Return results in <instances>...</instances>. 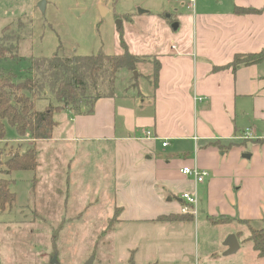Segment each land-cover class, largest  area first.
<instances>
[{
    "label": "crops",
    "instance_id": "1",
    "mask_svg": "<svg viewBox=\"0 0 264 264\" xmlns=\"http://www.w3.org/2000/svg\"><path fill=\"white\" fill-rule=\"evenodd\" d=\"M171 3L189 14L171 4L163 10L178 26L167 40L147 43L159 64L156 79L154 70L130 72L127 84L97 99L91 114L55 112L52 136L38 144L63 146L66 181L81 166L86 175L99 174L103 208L117 212L107 241L113 251L118 244L127 264H259L264 258L247 238L264 219V61L214 67L264 47V0ZM236 6L260 11L239 14ZM139 76L146 79L142 87ZM185 166L208 174L197 183L181 173ZM187 191L196 195L194 209L181 198ZM232 234L238 248L228 253Z\"/></svg>",
    "mask_w": 264,
    "mask_h": 264
},
{
    "label": "rangeland",
    "instance_id": "2",
    "mask_svg": "<svg viewBox=\"0 0 264 264\" xmlns=\"http://www.w3.org/2000/svg\"><path fill=\"white\" fill-rule=\"evenodd\" d=\"M39 1L0 0V28L19 17L31 19V34L20 39L22 58L4 62L19 76L24 75L31 55L116 54L123 50L120 38L129 52L141 51L138 56L144 63L137 65V75L148 74L154 70L155 55L147 43L155 37L165 36L167 40L174 22L172 17L162 14L169 4L174 5L171 0H43L42 10L38 8ZM172 9L189 14L178 5ZM128 73L127 69L118 72L116 89L127 84ZM131 75L134 77V71ZM137 79L139 87L146 83L144 76ZM137 88L130 86L127 90ZM46 102L38 101L36 107L42 109ZM38 141L31 144L10 125H6L5 137L0 141L1 161L32 146L37 152L33 171L0 173V177L12 180L10 189L15 194L11 206L5 204L0 208V264H50L52 258L59 264H85L91 257L92 264H127L118 244L113 251L111 240L107 241L117 212L111 214L103 208L108 203L99 197V174L96 181L95 176L84 174L85 168L80 165L81 174L66 181V169L61 163L63 146L56 143L53 148ZM86 165L90 166L89 162ZM94 204H99L98 209ZM251 227L264 230V219ZM259 264H264V259Z\"/></svg>",
    "mask_w": 264,
    "mask_h": 264
},
{
    "label": "trees",
    "instance_id": "3",
    "mask_svg": "<svg viewBox=\"0 0 264 264\" xmlns=\"http://www.w3.org/2000/svg\"><path fill=\"white\" fill-rule=\"evenodd\" d=\"M236 13H258L260 9L236 6ZM31 19L23 16L11 20L0 28V141L4 139L6 125L14 128L21 137L33 142L47 140L57 123L54 114L68 110L72 115H89L95 101L115 94V81L121 69L135 71L143 63L140 56L127 49L122 38V51L116 54L29 56L23 76L5 67L7 60L19 61L20 39L28 37ZM30 33V34H29ZM264 61V47L258 52L235 54L232 60L220 67L258 64ZM158 62L154 63V78ZM22 80L21 82H18ZM38 101H47L42 109ZM37 152L32 146L25 151L11 153L9 160H0V173L13 170H34ZM4 166V168L2 167ZM12 180L0 177V208L11 206L15 194L10 189ZM159 220H177V216H161ZM227 220L228 218H224ZM259 257L264 258V230L250 228L247 238Z\"/></svg>",
    "mask_w": 264,
    "mask_h": 264
},
{
    "label": "built area",
    "instance_id": "4",
    "mask_svg": "<svg viewBox=\"0 0 264 264\" xmlns=\"http://www.w3.org/2000/svg\"><path fill=\"white\" fill-rule=\"evenodd\" d=\"M173 1H180V0H173ZM190 1H193V0H190ZM174 47V46H172ZM245 136H247V134H250V130L249 129H246L245 130ZM144 136L145 137H150L151 136V133L150 131L148 130H145L144 131ZM197 137H194V140L196 139ZM163 146L166 145V142H163L162 143ZM181 173L184 174V175H190L193 177L194 181L199 183V182H202L204 180V178L207 176V171L205 170H200L198 169L197 167H183L181 170ZM181 198L192 208L194 209L195 208V205H196V202H197V199H196V195L194 192H183L181 194Z\"/></svg>",
    "mask_w": 264,
    "mask_h": 264
},
{
    "label": "water",
    "instance_id": "5",
    "mask_svg": "<svg viewBox=\"0 0 264 264\" xmlns=\"http://www.w3.org/2000/svg\"><path fill=\"white\" fill-rule=\"evenodd\" d=\"M43 4H44V1L43 0H40L39 2H38V8L39 9H43ZM139 12H144L143 10H140L139 9ZM117 25L119 26L120 25V22L119 21H117ZM177 23L176 22H174L173 24H172V28L173 29H176L177 28ZM134 76L136 77L137 76V71H134ZM22 80H19L18 82H21ZM9 158L10 157H5V161H8L9 160ZM225 245L228 247V253H233V252H235L236 250H237V248H238V242H237V239H236V237H235V235H230L227 239H226V241H225ZM92 261H93V257H91L85 264H92ZM50 264H59L58 263V261L55 259V258H52L51 260H50Z\"/></svg>",
    "mask_w": 264,
    "mask_h": 264
}]
</instances>
